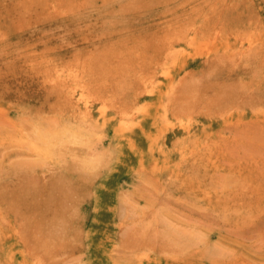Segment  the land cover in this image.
I'll return each mask as SVG.
<instances>
[{
	"label": "rangeland",
	"instance_id": "1",
	"mask_svg": "<svg viewBox=\"0 0 264 264\" xmlns=\"http://www.w3.org/2000/svg\"><path fill=\"white\" fill-rule=\"evenodd\" d=\"M107 1L0 0V264H264V0Z\"/></svg>",
	"mask_w": 264,
	"mask_h": 264
},
{
	"label": "bare ground",
	"instance_id": "2",
	"mask_svg": "<svg viewBox=\"0 0 264 264\" xmlns=\"http://www.w3.org/2000/svg\"><path fill=\"white\" fill-rule=\"evenodd\" d=\"M69 1H70V0H69ZM88 1H89V0H88ZM92 1H94V0H92ZM96 1H97V0H96ZM113 1L115 2V0H113ZM113 1H112V2H113ZM122 1L126 3L127 0H126V1H125V0H121V2H122ZM130 1L132 2L133 0H130ZM141 1H143V3H144L146 0H145V1H144V0H140V1L137 0L136 4L139 3V2H141ZM151 1H152V0H151ZM155 1H158V0H155ZM164 1H165V0H164ZM164 1L162 0V3H164ZM183 1H184V0H183ZM183 1H182V2H183ZM197 1H199V0H197ZM203 1H204V0H203ZM205 1L208 2L209 0H205ZM205 1H204V2H201V1H200V2H201L202 4H204ZM210 1H212V0H210ZM210 1H209V2H210ZM214 1H215V0H214ZM214 1H213V2H214ZM222 1H223V0H221L220 2H222ZM30 2H31V1H30ZM66 2H67V1H66ZM90 2H91V1H90ZM104 2H105V1H104ZM112 2L107 1V3H110V4H108V5H111V6H112V4L114 5V2H113V3H112ZM116 2H117V1H116ZM116 2H115V4H117ZM123 2H122V3H123ZM131 2H130V3H131ZM149 2H150V0H149ZM153 2H154V0H153ZM153 2H152V3H153ZM172 2H173V0H172ZM180 2H181V0H180ZM188 2H189V1H188ZM188 2L185 0L184 3L186 4V3H188ZM209 2H208V3H209ZM67 3H68V2H67ZM74 3H75V2H74ZM86 3L88 4V7H87V8H89L90 5H91L90 7H92V4H90L89 2H87V0H86ZM107 3H105L104 5L101 4L100 7H103V6L106 7V6H107ZM130 3H129V4H130ZM145 3H146V2H145ZM152 3H150V4H152ZM155 3H157V2H155ZM155 3H153V6H154ZM158 3H159V1H158ZM158 3H157V4H158ZM162 3H160V4L163 6L164 4H162ZM166 3H168V2H166ZM169 3H170V2H169ZM169 3H168V4H169ZM174 3H175V2H174ZM176 3L178 4V2H176ZM192 3H193V2H192ZM194 3H195V2H194ZM194 3H193V4H194ZM196 3H197V2H196ZM201 3H200V4H201ZM211 3H212V2H210V4H211ZM34 4H35V3H34ZM60 4H61V3H60ZM63 4H64V3H63ZM68 4H69V3H68ZM93 4H94V3H93ZM120 4H121V3H120ZM127 4H128V2H127ZM131 4H132V3H131ZM133 4H134V2H133ZM133 4H132V7H133ZM160 4H159V5H160ZM170 4H172V3H170ZM182 4H183V3H182ZM182 4L179 3V8H180V5H182ZM189 4H190V3H189ZM189 4H188V6L190 7L191 5H189ZM193 4H192L191 7H194ZM200 4H199V6L202 7V4H201V5H200ZM205 4H206V3H205ZM205 4H204V5H205ZM216 4H218V1H217ZM222 4H223V3H222ZM47 5H48V4H47ZM102 5H103V6H102ZM122 5H123V4H121L120 7H121L122 10H123V7H125L126 5L123 6V7H122ZM137 5H138V4H137ZM139 5H142V2H141V4L139 3ZM139 5H138V6H139ZM174 5H176V4H174ZM183 5H184V4H183ZM214 5H215V2H214ZM218 5H219V4H218ZM218 5H217V6H218ZM71 6H72V5H71ZM143 6L146 7L145 4H144ZM143 6H142V7L139 6L140 9H141V8H144ZM162 6H161V7H162ZM165 6H166V5H165ZM185 6H186V5H185ZM185 6H184V7H185ZM197 6H198V4H197ZM197 6H196V7H197ZM199 6H198V8H199ZM221 6H222V5H220V7H221ZM93 7H94V6H93ZM93 7H92V8H93ZM95 7H96V6H95ZM98 7H99V6H98ZM107 7H109V6H107ZM107 7H106V8H107ZM120 7H118V8H120ZM127 7H129V6L127 5ZM127 7H125V8H127ZM135 7H136V6H135ZM148 7H152V6H148V5H147V8H148ZM157 7H158V6H157ZM168 7H169V6H168ZM168 7H166L165 9H167ZM172 7H173V6H172ZM172 7L170 6V8H172ZM176 7H178V5L175 6L174 9H177ZM181 7H182V6H181ZM204 7H205V6H204ZM215 7H216V6H215ZM215 7L213 8L214 11L216 10ZM34 8H35V7H34ZM69 8H70V7H69ZM69 8H68V9H69ZM106 8H104V9H106ZM118 8H117V9H118ZM133 8H134V7H133ZM133 8H132V9H133ZM137 8H138V7H137ZM137 8H135V10H136ZM155 8H156V7H155ZM155 8H154V9H155ZM162 8H163V7H162ZM170 8H169V9H170ZM198 8H197V9H198ZM26 9H27V8H26ZM71 9H72V7H71ZM84 9H85V8H84ZM90 9H91V8H90ZM97 9H98V8H97ZM97 9H96V10H97ZM102 9H103V8H102ZM117 9H116V12H120V13H121V11H118ZM130 9H131V8H130ZM172 9H173V8H172ZM185 9H187V8H185ZM201 9H202V8H201ZM201 9H200V10H201ZM218 9H219V8H218ZM29 10H30V8H29ZM100 10H101V9H100ZM119 10H120V9H119ZM138 10H139V9H138ZM141 10H143V9H141ZM177 10H178V9H177ZM200 10H199V12H200ZM202 10H203V9H202ZM205 10H206V9H205ZM26 11H27V10H26ZM33 11H34V10H33ZM86 11H87V10H86ZM89 11H92V10H89ZM131 11H132V10H131ZM145 11H146V10H143L144 14H147V12L145 13ZM147 11H148V10H147ZM161 11H162V10H161ZM167 11H169V10H167ZM175 11H176V10H175ZM175 11H173V12H175ZM179 11H180V10H179ZM182 11H183V13H184V9H183ZM182 11H181V12H182ZM188 11H192V10L190 9V10H188ZM211 11H212V10H211ZM219 11H220V10H219ZM27 12H28V11H27ZM95 12H97V11H95ZM95 12H92L91 14H93V13H95ZM100 12H101V11H100ZM137 12H140V11H137ZM151 12H152V8H151ZM151 12H150V13H151ZM153 12H154V10H153ZM153 12H152V13H153ZM186 12H187V11H186ZM194 12H195V11H194ZM196 12H197V11H196ZM82 13H83V12H82ZM123 13H124V10H123ZM123 13H121V14H123ZM150 13H149V11H148V14H150ZM152 13L150 14V16L152 15V17H153V15H154L155 12H154L153 14H152ZM156 13H158V10H157V9H156ZM169 13H170V12H169ZM169 13H168V14H169ZM177 13H178V12H177ZM191 13H192V12H191ZM210 13H211V12H210ZM210 13H209V14H210ZM219 13H220V12H219ZM88 14H89V13H88ZM91 14H90V15H91ZM138 14H139V13H138ZM144 14H142L141 16L143 17ZM165 14H166V12H165ZM179 14H181V13H178L177 15L179 16ZM186 14H187V13H186ZM186 14H185V15H186ZM188 14H189V13H188ZM199 14H200V13H199ZM199 14H198V15H199ZM202 14H203V12H202ZM211 14H212V13H211ZM216 14H217V12H216ZM85 15H86V14H85ZM96 15H97V14H96ZM136 15H137V14H136ZM136 15H135V17H136ZM160 15H162V13H161ZM173 15H174V14H173ZM175 15H176V12H175ZM175 15H174L172 18L170 17V18H171V21L175 19ZM177 15H176V18L178 17ZM191 15H193V17H192L193 20H194V16H196L197 18H198V17L201 18V16H202V15H199V16H198V15H195V14H191ZM207 15H208V13H207ZM212 15H213V14H212ZM212 15H211L210 20H209V17H210V16H208V21H211V19H212ZM218 15H219V14H218ZM28 16H29V15H28ZM28 16H27V17H28ZM66 16H67V15H66ZM81 16H82V15H81ZM86 16H87V15H86ZM110 16H111V15H110ZM110 16H109V17H110ZM154 16H155V15H154ZM157 16H159V15H157ZM164 16H165V15H164ZM188 16H189V15H188ZM188 16H186V19H188ZM205 16H206V14H205ZM214 16H215V15H214ZM43 17H44V16H43ZM77 17H78V16H77ZM82 17H83V16H82ZM137 17H138V16H137ZM142 17H141V18H142ZM146 17L148 18V16H146ZM162 17H163V15H162ZM162 17H161V18H162ZM182 17H183V16H182ZM203 17H204V15H203ZM203 17H202V18H203ZM206 17H207V16H206ZM59 18H60V17H59ZM75 18H76V17H75ZM199 18H198V21L201 20V19H199ZM215 18H216V16H215ZM73 19H74V18H73ZM94 19H95V18H94ZM96 19H97V18H96ZM134 19H135V18H134ZM136 19H137V18H136ZM153 19H154V18H153ZM167 19H168V18H167ZM167 19H166L165 23H167ZM177 19H180V17L177 18ZM184 19H185V16H184ZM190 19H191V17L189 18V20H190ZM192 19H191V20H192ZM102 20H103V19H102ZM111 20H112V19H111ZM138 20H139V17H138ZM143 20H144V19H143ZM145 20H146V18H145ZM150 20H152V18H150ZM162 20H163V19H162ZM162 20H160V21H162ZM164 20H165V19H164ZM169 20H170V19H168V21H169ZM175 20H176V19H175ZM175 20H174V21H175ZM189 20H187V22H188ZM205 20H206V18L204 19V21H205ZM213 20H214V19H213ZM213 20H212V22H213ZM103 21H104V20H103ZM103 21H101V22L103 23ZM171 21H170V22H171ZM174 21H173V22H174ZM181 21L183 22V20H181ZM181 21H179V24H180ZM185 21H186V20H184V22H185ZM198 21H197V22H198ZM206 21H207V20H206ZM61 22H62V21H61ZM64 22H65V21H64ZM105 22H106V21H105ZM114 22H115V21H114ZM156 22H157V21H156ZM177 22H178V21H177ZM182 22H181V24H184V22H183V23H182ZM193 22H194V21H193ZM46 23H48V22H46ZM55 23H56V22H55ZM59 23H60V22H59ZM142 23H143V22H142ZM154 23H155V22H154ZM159 23H160V22H158V25H159ZM174 23H175V22H174ZM189 23H190V22H189ZM195 23H196V22H195ZM199 23H200V22H199ZM201 23H202V22H201ZM205 23H206V22H205ZM209 23H210V22H209ZM41 24L44 25V23H41ZM115 24H116V23H115ZM169 24H171V23H169ZM169 24H166V26H168ZM177 24H178V23H177ZM196 24H197V23H196ZM196 24H195V25H196ZM203 24H204V23H203ZM47 25H48V24H47ZM55 25H56V24H55ZM55 25H54V28H56ZM57 25H58V24H57ZM66 25H67V24H66ZM171 25H173V24H171ZM171 25H170V26H171ZM191 25H194V24H191V23H190V25H188V26H191ZM207 25H208V24H207ZM37 26H38V25H37ZM37 26H36V27H37ZM196 26H197V25H196ZM202 26H203V25H202ZM34 27H35V26H34ZM36 27H35V28H36ZM42 27H43V26H42ZM48 27H49V26H48ZM57 27H58V26H57ZM61 27H62V26H61V24H60V28H61ZM173 27H175V24H174ZM177 27H179V26H177ZM177 27H175V28H177ZM183 27H184V26H183ZM185 27H186V26H185ZM192 27H194V26H191V28H192ZM204 27H205V26H204ZM29 28H30V27H29ZM37 28H38V27H37ZM40 28H41V27H40ZM40 28H39V29H40ZM46 28H47V27H46ZM50 28H51V27H50ZM58 28H59V27H58ZM62 28H63V27H62ZM158 28H159V27H158ZM163 28H165V27H163ZM168 28H169V27H168ZM170 28H171V30H172V26H171ZM175 28H174L173 30H175ZM189 28H190V27H189ZM194 28H195V27H194ZM202 28H203V27H202ZM206 28H207V26H206ZM209 28H210V27H209ZM48 29H49V28H48ZM71 29H72V28H71ZM110 29H111V28H110ZM166 29H167V28H165V30H163V32L166 31ZM183 29H184V28H183ZM195 29H196V28H195ZM198 29H199V28H198ZM198 29H197V30H198ZM33 30H36V29H33ZM45 30H46V29H45ZM45 30H43V31L45 32ZM60 30H65V28H64V29H60ZM72 30H73V29H72ZM101 30H102V29H101ZM108 30H109V29H108ZM158 30H159V29H158ZM180 30H182V29H180ZM184 30L186 31V29H184ZM203 30H204V29H203ZM206 30H207V29H206ZM46 31H48V30H46ZM50 31H51V29H50ZM56 31H59V30H56ZM65 31H66V30H65ZM96 31H97V30H96ZM102 31H103V30H102ZM161 31H162V29H161ZM31 32H34V31H31ZM41 32H42V31H41ZM170 32H171V31H170ZM179 32H180V31H179ZM181 32H182V31H181ZM195 32H196V31H195ZM197 32H198V31H197ZM197 32H196V33H197ZM199 32H200V31H199ZM199 32H198V34L201 33V32H200V33H199ZM7 33H8V32H7ZM29 33H30V32H29ZM29 33H28V34H29ZM52 33H53V32H52ZM59 33H60V32H59ZM66 33H67V31H66ZM167 33H168V32H167ZM171 33H172V32H171ZM171 33H170V34H171ZM202 33H203V31H202ZM49 34H50V33H49ZM101 34H102V33H101ZM170 34H167V35H170ZM173 34H176V33L173 32ZM187 34H188V32H187ZM33 35H34V34H33ZM65 35H66V34H65ZM65 35H64V38H65ZM68 35H71V34H68ZM68 35H67V36H68ZM102 35H104V33H103ZM162 35H163V34H162ZM181 35H182V34H181ZM184 35H185V33H184ZM42 36H45V35H42ZM100 36H101V35H100ZM177 36H178V35H177ZM189 36H190V35H189ZM192 36H193V35H192ZM11 37H12V36H11ZM46 37H47V33H46ZM68 37H69V36H68ZM101 37H102V36H101ZM103 37H104V36H103ZM171 37H172V36H171ZM174 37H176V36H174ZM180 37H182V36H180ZM80 38H81V37H80ZM59 39H60V38H59ZM69 39H70V37H69ZM69 39H68V40H69ZM195 39H196V38H195ZM15 40H16V39H15ZM64 40H66V39H64ZM98 40H99V39H98ZM102 40H103V39H102ZM169 40H170V39H169ZM177 40H180V38L178 37ZM71 41H72V40H71ZM81 41H82V40H81ZM171 41H172V40H171ZM175 41H176V40H175ZM183 41H184V39H183ZM191 41H192V40H191ZM245 41H246V40H245ZM65 42H66V41H65ZM68 42H69V41H68ZM90 42H91V41H90ZM105 42H106V39H105ZM105 42H104V43H105ZM164 42H165V41H164ZM164 42H161L160 46H161L162 44H166V45H167L168 42H167V43H164ZM172 42H173V41H172ZM172 42H171V43H172ZM176 42H177V41H176ZM20 43H21V42H20ZM51 43H52V41H51ZM76 43H78V42H76ZM158 43H159V42H158ZM169 43H170V41H169ZM173 43H174V42H173ZM179 43H180V42H179ZM179 43L177 42L176 44H179ZM181 43H182V42H181ZM174 44H175V43H174ZM67 45H68V44H67ZM69 45H70V44H69ZM76 45H77V44H76ZM78 45H79V43H78ZM102 45H105V44H102ZM102 45H101V46H102ZM166 45H165V46H166ZM163 46H164V45H163ZM163 46H162V47H163ZM167 46H168V45H167ZM167 46H166V47H167ZM169 46H170V45H169ZM172 46H173V45H172ZM69 47H70V46H69ZM75 47H76V46H75ZM158 47H159V46H157V48H158ZM166 47H165V48H166ZM107 48H108V47H107ZM159 48H160V47H159ZM159 48H158V49H159ZM170 48H171V47H170ZM173 48H174V47H173ZM66 49H67V48H66ZM70 49H71V48H70ZM83 49H84V48H83ZM168 49H169V48H166V49H164V50H166V52H167ZM176 49H177V48H176ZM160 50H161V49H160ZM164 50H163V52H164ZM169 50H170V49H169ZM171 50H172V49H171ZM177 50H178V49H177ZM177 50H176V51H177ZM180 50H181V48H180ZM59 51H60V50H59ZM95 51H96V50H95ZM178 51H179V50H178ZM178 51H177V52H178ZM54 52H55V51H54ZM56 52H57V50H56ZM112 52H113V51H112ZM173 52H175V50H174ZM173 52H172V53H173ZM86 53H87V51H86ZM86 53H85V54H86ZM94 53H95V52H94ZM169 53H170V52H169ZM178 53H179V52H178ZM180 53H181V51H180ZM103 54H104V53H103ZM173 54H174V53H173ZM115 55H116V54H115ZM150 55H151V54H150ZM152 55H153V54H152ZM152 55H151V56H152ZM175 55H176V57H177L178 54L176 53ZM104 56H105V55H104ZM139 56H140V55H139ZM139 56H138V57L135 56V58H136V59H137V58H140ZM155 56H156V55H155ZM168 56H169V55H168ZM178 56H179V55H178ZM92 57H93V56H92ZM146 57H150V56H146ZM153 57H154V56H153ZM159 57H160V56H159ZM162 57H164V56H162ZM173 57H174V55H172V58H173ZM104 58H105V57H104ZM142 58H143V57H141L140 60H141ZM151 58H152V57H150V58H144V61H145L146 59L150 60ZM165 58H166V57H165ZM168 58H170V56H169ZM71 59H72V58H71ZM94 59H95V58H94ZM156 59H157V58H156ZM156 59H155V60H156ZM175 59H176V58H175ZM72 60H73V59H72ZM76 60H77V59H76ZM101 60H102V59H101ZM148 60H146V63H147ZM151 60H153V59H151ZM151 60H150V62H152ZM16 61H17V60H16ZM78 61H79V60H78ZM94 61H95V60H94ZM94 61H92V62H94ZM144 61H143V62H144ZM172 61H173V60H171V62H172ZM68 62H69V61H68ZM74 62H75V61H74ZM79 62H80V61H79ZM136 62H137V60H136ZM136 62H133V64H135ZM148 62H149V61H148ZM150 62H149V63H150ZM171 62H170V63H171ZM95 63H96V61H95ZM139 63L141 64V62H139ZM146 63L144 62V63H142L141 65L139 64L138 67H140V66H142L143 64H146ZM149 63H148V65H149ZM158 63H159V62H158ZM174 63H175V61H174ZM174 63H173V64H174ZM3 64H4V63H3ZM127 64H129V63H127ZM130 64H131V63H130ZM163 64H164V63H163ZM173 64H172V65H173ZM94 65H95V64H94ZM137 65H138V64H137ZM146 65H147V64H146ZM150 65H151V64H150ZM158 65H159V64H158ZM127 66H128V65H127ZM135 66H136V65H135ZM155 66H156V65H155ZM159 66H160V65H159ZM163 66H164V65H163ZM169 66H170V64H169ZM3 67H4V66H3ZM142 67H143V66H142ZM142 67H140V69H139L138 71L142 70ZM144 67H147V66H144ZM150 67H152V65H151ZM91 68H92V66H91ZM127 68H128V67H127ZM165 68H166V67H165ZM182 68H183V67H182ZM7 69H8V68H7ZM144 69H145V68H144ZM91 70H92V69H91ZM123 70H124V67H123ZM134 70H135V69H134ZM134 70H133V71H134ZM146 70H147V69H146ZM149 70H151V69H149ZM169 70H170V69H169ZM138 71H137V72H138ZM162 71H163V70H162ZM165 71H166V70H165ZM82 72H83V70H82V66H81L79 63H76V64H74V65L71 66V67L60 69V70L58 71V77H57L56 79H54V78H50V79L48 80V83L51 84L52 86H54V85H56V84L58 83V81H67V80H68L70 77H72V76H73V79H76V80L78 79V81H79L80 78H81V74H82ZM88 72H89V71H88ZM92 72H93V71H92ZM129 72H130V71H129ZM135 72H136V71H135ZM135 72H134V73H135ZM141 72H144V71H141ZM162 73H163V72H162ZM83 74H84V73H83ZM127 74H128V72H127ZM131 74H132V73H131ZM135 74H136V73H135ZM137 74H138V73H137ZM137 74H136V76L138 77L139 74H138V75H137ZM142 74H143V73H141V75H142ZM168 74H169V72H168ZM182 74H183V73H182ZM184 74H185V73H184ZM86 75H87V74H86ZM88 75H89V73H88ZM132 75H133V74H132ZM159 75H160V73H159ZM163 75H164V74H163ZM169 75H170V74H169ZM19 76H20V75H19ZM136 76H135V78H136ZM146 76L148 77L149 74L146 75ZM160 76H161V75H160ZM164 76H165V75H164ZM183 76H184V75H183ZM187 76H188V75H187ZM132 77L134 78V76H132ZM140 77H141V76H140ZM165 77H166V76H165ZM167 77H168V76H167ZM170 77H171V75H170ZM129 78H131V76H130ZM135 78L133 79V80H134L133 82H136V81H135V80H136ZM148 78H149V77H148ZM180 78H183V77H181V76L178 77V79H180ZM198 78H200V80H201V77H198ZM20 79H21V78H20ZM88 79H89V78H88ZM137 79H139V78H137ZM151 79H152V78H150V80H151ZM130 80H131V79H129V81H130ZM140 80H141V78H140ZM142 80L144 81V79H142ZM181 80H182V79H181ZM197 80H198V79H197ZM21 81H22V80H21ZM138 81H139V80H138ZM194 81H195V79H194ZM22 82H23V81H22ZM146 82H147V81H146ZM152 82H153V81H152ZM157 82H158V81H157ZM159 82H160V81H159ZM176 82H177V81H176ZM176 82H175V83H176ZM178 82H179V81H178ZM189 82H190V81H189ZM200 82H202V81H199V83H200ZM18 83H20V82H18ZM23 83H24V82H23ZM136 83H137V82H136ZM150 83H151V82H150ZM150 83H149V84H150ZM169 83H171V82H169ZM172 83H173V82H172ZM187 83H188V82H187ZM187 83H186V84H187ZM195 83H196V82H195ZM1 84H2V83H1ZM107 84H108V83H107ZM107 84H106V85H107ZM128 84H129V83H128ZM139 84L141 85V84H143V83L140 82ZM157 84H158V83H157ZM160 84H161V83H160ZM192 84H193V83H192ZM200 84H201V83H200ZM93 85H95V84L93 83ZM97 85H98V84H97ZM97 85H96V86H97ZM131 85L133 86L132 83H131ZM136 85H137V84H136ZM140 85H139V86H140ZM144 85H145V84H143V86H144ZM153 85H154V84H153ZM171 85H172V84H171ZM182 85H183V84H182ZM122 86L124 87V83H123ZM141 86H142V85H141ZM141 86H140V88H141ZM172 86H173V85H172ZM97 87H98V86H97ZM154 87H156V86H154ZM174 87H175V86H174ZM200 87H201V86H200ZM109 88H110V87H109ZM114 88H115V87H114ZM124 88H125V87H124ZM127 88H128V87H127ZM133 88H134V86L132 87V90H131V91L134 90ZM175 88H176V87H175ZM183 88H184V87H183ZM189 88H190V87H189ZM192 88H193V87L191 86L190 89H192ZM194 88H195V87H194ZM17 90H18V89H17ZM127 90H128V89H127ZM136 90H137V88H136ZM146 90H147V89H146ZM152 90L154 91V89H152ZM166 90H167V89H166ZM198 90H199V88L197 89V91H198ZM207 90H208V89H207ZM125 91H126V89H125ZM140 91H142V90H140ZM192 91H193V90H190V91H189V92H190L189 94H191ZM197 91H196V92H197ZM202 91H203V90H202ZM127 92H128V91H127ZM142 92H143V91H142ZM149 92H150V91H149ZM149 92H148V93H149ZM165 92H166V91H165ZM172 92H173V91H172ZM174 92H175V91H174ZM177 92H179V91H177ZM187 92H188V89H187ZM193 92H194V91H193ZM193 92H192V93H193ZM203 92H204V91H203ZM207 92H208V91H207ZM207 92H206V94H207ZM137 93H138V91H137ZM175 93H176V92H175ZM180 93H182V92H180ZM194 93H195V92H194ZM198 93H199V92H197L196 94H198ZM133 94H134V93H133ZM160 94H161V93H160ZM167 94H168V92H167ZM167 94H166V95H167ZM183 94H184V93H183ZM200 94H201V92H200ZM209 94H210V93H209ZM209 94H208V95H209ZM125 95H126V94H125ZM149 95H150V94H149ZM176 95H178V94H176ZM181 95H182V94H181ZM126 96H127V95H126ZM134 96H135V94L133 95V97H134ZM137 96H138V95H137ZM140 96H141V95H140ZM143 96H144V95H143ZM161 96H162V95H161ZM174 96H175V95H174ZM188 96H189V95H188ZM191 96H192V94H191ZM197 96H198V95H197ZM205 96H206V95H205ZM138 97H139V96H138ZM166 97H167V96H166ZM176 97H177V96H176ZM195 97H196V96H195ZM195 97H194V98H195ZM215 97H216V96H215ZM217 97H218V96H217ZM180 98H182V96H181ZM186 98H187V93H186ZM189 98H190V97H189ZM189 98H187V100L190 102ZM93 99H94V98H91V96L89 95V91H88V89L85 88V86H83V93H82V95H81L80 101L83 102V103H85L86 106H88L91 102H94ZM160 99H161V98H160ZM205 99H206V98H203L202 100H204V102H205L208 98H207L206 100H205ZM209 99H210V97H209ZM213 99H214V97H213ZM213 99H212V100H213ZM132 100H133V99H132ZM161 100H162V99H161ZM161 100H160V101H161ZM179 100H180V99H179ZM181 100H182V99H181ZM191 100H194V102H197V100L195 101V99H191ZM202 100H200V101H202ZM210 100H211V99H210ZM198 101H199V100H198ZM131 102H132V101H131ZM181 102H182V101H181ZM194 102H193V103H194ZM215 102H216V101H215ZM158 103H159V102H158ZM200 103H201V102H200ZM207 103L209 104V102H207ZM207 103H205V106H204V105H201V106H199V107H200V108L203 107V109H204V108H207V105H208ZM210 103H211V101H210ZM166 104H167V103H166ZM178 104H179V103H178ZM178 104H176V105H178ZM183 104H185V103H183ZM195 104H196V103H195ZM197 104H198V103H197ZM206 104H207V105H206ZM213 104H215V103H213ZM213 104H212V105H213ZM162 105H163V104H162ZM185 105H186V104H185ZM187 105H188V104H187ZM210 105H211V104H210ZM89 106H90V105H89ZM89 106H88V107H89ZM164 106H165V103H164ZM183 106H184V105H183ZM183 106H182V108H184ZM189 106H190V105H189ZM132 107H133V106H132ZM166 107H167V106H166ZM175 107H177V106H175ZM175 107H174V108H175ZM137 108H139V105H138ZM164 108H165V107H164ZM188 108H189V107H188ZM190 108H191V107H190ZM190 108H189V109H190ZM196 108H197V107H196ZM196 108H194L193 111H195ZM200 108H199V111L202 109V108H201V109H200ZM168 109H169V108H168ZM180 109H181V108L179 107V110H180ZM192 109H193V108H192ZM164 110H165V109H164ZM190 110H191V109H190ZM143 111H144V110H143ZM143 111H142V112H143ZM162 111H163V110H162ZM177 111H178V110H177ZM131 112H132V111H131ZM166 112H167V111H166ZM173 112H174V111H173ZM104 113H105V111H104ZM136 113H138L137 110H136ZM189 113H190V111H189ZM125 114H126V113H125ZM161 114H162V113H161ZM167 114H168V113H167ZM191 114H192V113H191ZM197 114H198V113H197ZM197 114H196V115H197ZM132 115H133V113H132ZM135 115H137V114H135ZM164 115H165V114H164ZM192 115H193V114H192ZM161 116H162V115H161ZM194 116H195V115H194ZM132 117H133V116H132ZM113 120H114V119H113ZM179 121H180V120H179ZM191 122H192V121H191ZM172 125H173V124H172ZM188 125H189V124H188ZM180 126H181V125H180ZM175 127H176V126H175ZM126 131H127V130H126ZM128 131H129V130H128ZM183 131H184V130H183ZM187 131H188V129H187ZM187 131H186V132H187ZM188 132H189V131H188ZM188 132H187V133H188ZM74 140H75V139H74ZM16 204H17V203H16ZM66 213H68V212H66ZM67 215H68V214H67ZM68 217H69V219H70L71 216L68 215ZM52 218H53V217H52ZM52 218H51V219H52ZM61 218H62V217H61ZM61 218H59V220H60ZM51 219H50V220H51ZM55 219H56L57 222L59 221L57 218H54L53 220H55ZM56 221H55V222H56ZM48 222H50V221L48 220ZM50 223H51V222H50ZM51 224H53V221H52ZM46 227H47V226H46ZM44 228H45V227H44ZM45 229H46V228H45ZM20 231H21V230H20ZM32 231H33V230H32ZM31 234H32V233H31ZM33 234H34V233H33ZM52 234H53V233H52ZM34 236H35V235H34ZM34 236H33V237H34ZM48 237H50V236H48ZM25 238H26V237H25ZM61 239H62V238H61ZM31 241H32V240H31ZM41 243H42V242H41ZM66 243H67V241H66ZM39 244H40V243H39ZM39 244H38V245H39ZM35 245H36V244H35ZM36 246H37V245H36ZM40 246H41V245H40ZM38 248H39V247H38ZM42 248H43V247H42ZM43 249H44V248H43ZM58 249H59V248H58ZM30 251H31V250H30ZM34 251H35V250H34ZM36 251H37V250H36ZM46 252H47V251H46ZM42 253H43V252H42ZM29 254H30V253H29ZM40 255H41V254H40ZM38 256H39V255H38ZM37 261H38V260H37Z\"/></svg>",
	"mask_w": 264,
	"mask_h": 264
}]
</instances>
